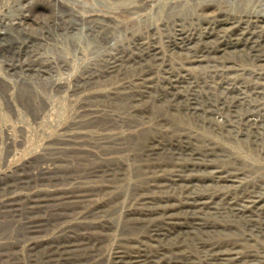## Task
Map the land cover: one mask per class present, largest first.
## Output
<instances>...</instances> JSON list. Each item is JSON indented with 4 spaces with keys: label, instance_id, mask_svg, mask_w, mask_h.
<instances>
[{
    "label": "rangeland",
    "instance_id": "1",
    "mask_svg": "<svg viewBox=\"0 0 264 264\" xmlns=\"http://www.w3.org/2000/svg\"><path fill=\"white\" fill-rule=\"evenodd\" d=\"M50 1L0 0V67L61 102L0 144V264H264V0Z\"/></svg>",
    "mask_w": 264,
    "mask_h": 264
},
{
    "label": "bare ground",
    "instance_id": "2",
    "mask_svg": "<svg viewBox=\"0 0 264 264\" xmlns=\"http://www.w3.org/2000/svg\"><path fill=\"white\" fill-rule=\"evenodd\" d=\"M51 1L54 2V0H51ZM51 1L47 2V3H48V5H50L51 9L53 10V13L57 15V17H58L57 23L64 22V25H63L61 30H65V31L71 33L72 32L71 28L66 25L67 21L62 18V17H64V15H63L64 11H62L58 7H55V6L52 7ZM151 1H154L153 6L150 5ZM196 1L197 0H137V2L134 4L135 5L134 9H136V10L139 9L140 11L145 10V12H143V14H142V19H148L149 20L151 18V15H154L155 12H157V14H158L162 8V10L165 9L166 11L172 10V9L180 10L181 13H183L189 21H193V20L199 21L202 17L203 6L201 4H199V5L195 4ZM96 3H98V2H96ZM101 4H103V3H101ZM144 5L146 7H149V8H150V6H152V7L150 9H145ZM70 9H72V8H70ZM139 10H137V11L139 12ZM147 10H150V12H147ZM72 11H73V9H72ZM88 12H90V11L89 10L83 11V14L86 16L85 18L88 20V23H83L85 25L87 24L86 29H85L86 34L88 36H91L92 39L94 40V42L97 45L101 46L104 51H108L109 47H112V46L115 47L116 41L118 38L115 39L114 37L111 36L110 32H107L106 29L102 28L103 26L100 24V22H99L100 20L98 18H102L103 16L99 17L96 15V17H94V18H90V17H93V15H91V12H90V14L86 15V13H88ZM85 18H84V20H85ZM22 19H23L22 20V24H23L24 22H26V21H24L25 17H23ZM101 20L104 21V19H101ZM247 20L254 22V25L256 23H257V25H258V23L264 24V16L263 15H256L254 18L248 17ZM89 22H91V23H89ZM54 25H55V23H54ZM56 25H58V24H56ZM85 25H81L78 27L84 28ZM76 26H77V24H76ZM19 29L20 28H18V30ZM147 29L151 30L153 28L150 25H147ZM138 30L139 29H137L136 31H138ZM132 33L133 34L131 36L134 38L135 35H137V34H135L136 32H132ZM138 35H140V34H138ZM2 37H3V35L0 34V38H2ZM113 38H114V42L112 43V42H110V40ZM47 41H50L53 45H55L58 50H65L66 49V46L60 45L55 40L51 41L48 39ZM72 49H74V48H72ZM86 50L80 49V52L84 54L86 52ZM100 57L101 56L93 57V58L90 57L89 60L87 59L88 61H86V63L97 62L100 59H102ZM13 58H14V56L11 55L9 57V60L12 61ZM17 58L15 60H17ZM18 60L20 61L18 65H20L22 62H24V63L27 62L28 59L21 60L20 58H18ZM8 65L10 66V68L13 67V63H11V62L8 63ZM29 65L30 64H27V69L30 70L31 67ZM4 70L5 69H2L0 67V144H8V143L21 141V138L17 139L14 136L15 134L13 132L14 131L16 132V130L20 131V129L24 128V122L20 118V115L22 113H25V112L27 114H38L39 116L43 115L42 122L40 124L42 126H46V127H52L53 126V128L55 127V129H56V130H54V132H57L60 129V123H58L59 118L61 116V106H60L61 102H60V100H58V99L55 100L53 98H49V97L45 96V94H43L41 91H39V89L37 90L35 88V86L30 82H27V83L19 82L16 78H14L16 75V72L14 70L12 72H8V71L5 72ZM28 76H29V74H28ZM43 84L45 87H50V88L53 85H55L56 86L55 89H57V87L59 88L61 86L60 84H56L55 82H48V81H45ZM51 140H53V139L46 138L45 140H43V143L51 141ZM79 140H84V139H79V138L71 139V138H66V137L59 139V141H61V142H68V143L78 142ZM93 140L97 141L98 138H95V139L90 138L89 140H84V141H93Z\"/></svg>",
    "mask_w": 264,
    "mask_h": 264
}]
</instances>
